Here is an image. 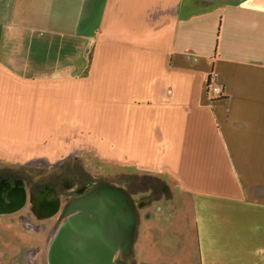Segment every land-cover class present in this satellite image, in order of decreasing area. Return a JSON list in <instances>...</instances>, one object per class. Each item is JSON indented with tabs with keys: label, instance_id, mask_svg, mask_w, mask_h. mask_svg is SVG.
I'll return each mask as SVG.
<instances>
[{
	"label": "crops",
	"instance_id": "obj_1",
	"mask_svg": "<svg viewBox=\"0 0 264 264\" xmlns=\"http://www.w3.org/2000/svg\"><path fill=\"white\" fill-rule=\"evenodd\" d=\"M85 155L160 179L201 264H264V0H0V169Z\"/></svg>",
	"mask_w": 264,
	"mask_h": 264
},
{
	"label": "flooded vegetation",
	"instance_id": "obj_2",
	"mask_svg": "<svg viewBox=\"0 0 264 264\" xmlns=\"http://www.w3.org/2000/svg\"><path fill=\"white\" fill-rule=\"evenodd\" d=\"M54 170L46 175L43 181H35L30 176H21L15 169H0L1 211H7L14 205L19 189L24 188L25 191V201L19 209L0 214H14L16 221L23 225V230L28 236L19 253L13 251L21 264H48L49 246L61 225L76 215L84 214L90 217V198L94 195V187L97 185L95 180L82 181L84 176L69 160L62 161ZM139 182L136 177H128L116 186L125 194L128 208L134 213L136 222L139 210L156 200L153 196L154 189L142 186ZM142 187L149 191L150 195L134 199L133 195L140 193ZM143 199L146 201L142 202ZM51 219V229H48V220ZM52 231L54 235L47 243L48 235ZM132 235L131 249H127L126 241L122 238L115 239L114 264H135L132 259L134 233Z\"/></svg>",
	"mask_w": 264,
	"mask_h": 264
},
{
	"label": "rangeland",
	"instance_id": "obj_3",
	"mask_svg": "<svg viewBox=\"0 0 264 264\" xmlns=\"http://www.w3.org/2000/svg\"><path fill=\"white\" fill-rule=\"evenodd\" d=\"M69 163H74L77 166L79 173L84 176L81 179L82 181L86 179L95 180L97 183L94 187L95 192L102 189L106 184L109 187L117 188L116 186L128 177H136L137 179L140 177L136 174L120 175V172L130 173L135 170L133 167L121 168L108 165L94 159L91 155L69 159ZM58 165L48 166L35 163L15 167L13 170L15 169V172L21 176H30L35 181H43V178L54 172ZM146 195H150V192L142 187V191L133 195V197L138 200ZM153 196L154 198H160L153 200L149 205L144 203L145 206L138 212L136 226L138 241H134L132 245V259L135 264H201L198 241H189L190 232L186 226L180 223L175 225L174 228L169 227L167 218L173 215L174 201L167 196L162 195V197L159 190H155ZM145 201V199L142 200V202ZM158 207L160 211H157ZM149 213L153 214V218L148 217ZM177 214L181 216V211H178ZM52 221L53 219L48 220V229H51L49 223ZM53 235L54 232L52 231L48 235L47 243ZM27 238L23 225L16 221L14 214L0 215V264H21L13 251L16 253V250L19 253L25 242L24 240ZM121 238L126 241L127 249H131V242L123 236Z\"/></svg>",
	"mask_w": 264,
	"mask_h": 264
},
{
	"label": "water",
	"instance_id": "obj_4",
	"mask_svg": "<svg viewBox=\"0 0 264 264\" xmlns=\"http://www.w3.org/2000/svg\"><path fill=\"white\" fill-rule=\"evenodd\" d=\"M100 190L90 198V217L76 215L61 225L49 246L48 264H114L115 239L132 241L136 220L125 194L109 186ZM24 201L21 188L14 205L0 214L19 209Z\"/></svg>",
	"mask_w": 264,
	"mask_h": 264
},
{
	"label": "trees",
	"instance_id": "obj_5",
	"mask_svg": "<svg viewBox=\"0 0 264 264\" xmlns=\"http://www.w3.org/2000/svg\"><path fill=\"white\" fill-rule=\"evenodd\" d=\"M212 78H211V76L210 77H208V82H207V90H209L210 89V86H211V82H212ZM139 179H137V180H139L140 182V184L142 185V186H145L146 185V187L148 186L149 188H153L154 189V191L156 190H159L160 191V193H161V196L163 195H165V194H163V182L160 180V179H158V178H156V177H151V176H140V177H138ZM158 198H160V197H157V198H155V199H158Z\"/></svg>",
	"mask_w": 264,
	"mask_h": 264
},
{
	"label": "built area",
	"instance_id": "obj_6",
	"mask_svg": "<svg viewBox=\"0 0 264 264\" xmlns=\"http://www.w3.org/2000/svg\"><path fill=\"white\" fill-rule=\"evenodd\" d=\"M211 78L213 79L211 82V86H210V91L216 95V96H221L222 95V89L219 85H217L214 81V79L216 78V76L214 74L211 75Z\"/></svg>",
	"mask_w": 264,
	"mask_h": 264
}]
</instances>
